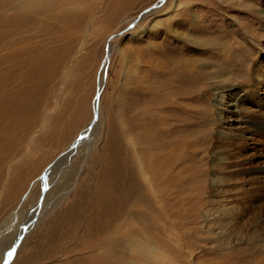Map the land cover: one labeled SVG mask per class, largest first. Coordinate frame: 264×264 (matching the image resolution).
Masks as SVG:
<instances>
[{
  "label": "rangeland",
  "instance_id": "obj_1",
  "mask_svg": "<svg viewBox=\"0 0 264 264\" xmlns=\"http://www.w3.org/2000/svg\"><path fill=\"white\" fill-rule=\"evenodd\" d=\"M157 1L0 6V264H264V0Z\"/></svg>",
  "mask_w": 264,
  "mask_h": 264
},
{
  "label": "bare ground",
  "instance_id": "obj_2",
  "mask_svg": "<svg viewBox=\"0 0 264 264\" xmlns=\"http://www.w3.org/2000/svg\"><path fill=\"white\" fill-rule=\"evenodd\" d=\"M51 1H54V0H3L2 2H1V8H4V9H7V11L8 12H6V17H7V19H6V26L7 27H9V26H11L13 23H18L19 22V20H21L24 16H26L25 14H27V12H25L23 9L25 8V7H27L28 5H30V4H34L33 6H30L31 7V10H33L32 12L33 13H38V12H40V11H42V10H44V8L46 9V5H47V3H49V2H51ZM57 1V0H56ZM160 0H158L157 1V3L159 2ZM44 6V7H43ZM244 7H245V10H246V14H247V17L249 18V20L247 21V23H245L244 25H246L245 27H249V30H247V35L250 37V38H252L253 36H250L249 35V33H252L253 35L254 34H256L254 31L256 30V29H260L259 28V26L262 28V27H264V25H261V23L262 24H264V13H262V15H258V16H256L255 15V12H256V9L252 6V5H244ZM150 10V9H149ZM146 12V11H145ZM144 12V13H145ZM25 13V14H24ZM143 14V13H142ZM142 14L140 15V17L142 16ZM245 14V15H246ZM257 18L258 17V22H257V24L259 23V26H255V29H254V26L253 25H251L252 23H251V19H253V18ZM255 18V19H256ZM260 18V19H259ZM254 19V20H255ZM262 19V20H261ZM251 20V21H250ZM253 20V21H254ZM256 22V21H255ZM22 23V22H21ZM257 27V28H256ZM246 28V29H247ZM4 29V28H3ZM17 31V30H16ZM254 32V33H253ZM7 35H9V32H7ZM12 36V35H11ZM261 37H264V33L263 34H261ZM7 39V38H6ZM11 39V38H10ZM250 42H251V40H250ZM262 43L264 44V41H262ZM259 44V43H258ZM262 44V45H263ZM231 46V45H230ZM227 47V46H226ZM238 49V48H237ZM109 50V49H108ZM230 50H232V47L230 48ZM104 61H106V59H104ZM105 63V62H104ZM244 64H246V66L244 65V67H249L250 65H249V63H246V62H243ZM242 64V63H241ZM104 65V64H103ZM252 66L253 67H257L256 66V64H252ZM103 69V68H102ZM234 70V69H233ZM235 71V70H234ZM229 72V71H228ZM230 72L232 73V70L230 69ZM249 76H251V75H249ZM264 76V75H263ZM100 84V83H99ZM99 87H100V85H99ZM98 87V88H99ZM96 108H97V117H98V101H97V106H96ZM263 125H264V123H263ZM88 129H90L89 128V126H88ZM88 131L89 130H86V127L83 129V131H81V133L78 135V136H80V135H83V134H86V133H88ZM78 139V137L73 141V144H75V143H77V140ZM73 144L71 145V147H69L68 149H67V153H69L71 150H72V148L74 147L73 146ZM151 147V146H150ZM67 153H65V155L67 154ZM64 155V156H65ZM154 156V155H153ZM167 157V156H166ZM165 157V159H167ZM65 158V157H64ZM152 159V158H151ZM162 172V171H161ZM42 176H44L43 178L45 179L46 177H45V173H43V175ZM10 252V251H9ZM8 255V254H7Z\"/></svg>",
  "mask_w": 264,
  "mask_h": 264
},
{
  "label": "water",
  "instance_id": "obj_3",
  "mask_svg": "<svg viewBox=\"0 0 264 264\" xmlns=\"http://www.w3.org/2000/svg\"><path fill=\"white\" fill-rule=\"evenodd\" d=\"M162 0H160L158 3L157 2H155V3H153V4H151V5H149V6H147L146 8H144L143 10H141L135 17H134V20L135 19H137L142 13H144L145 11H147L148 9H150V8H152V7H154V6H157L160 2H161ZM118 33V32H117ZM117 33H114V34H117ZM114 34H110L109 36H108V38H107V40H106V46H105V52H104V59H106L107 58V54H108V49H107V47H108V42H109V38L112 36V35H114ZM103 59V60H104ZM100 88L101 87H97L96 88V91H95V95H94V97H93V106H92V108H93V119L96 117V115H97V108H96V106H97V97H98V94H99V92H100ZM91 124V121L88 123V125H90ZM74 145V144H73ZM43 173V172H42ZM41 173V175H43ZM42 181H43V183H44V188H45V186H46V184H45V180H43V179H41ZM35 214V213H34ZM33 217H34V215H33ZM33 219V218H32ZM27 224V222L23 225V227H25L26 228V225ZM22 227V228H23ZM25 228H24V230H25ZM23 230V229H22ZM24 230L22 231V232H24ZM22 234V233H21ZM21 236V235H20ZM19 236V237H20ZM19 239V238H18ZM5 260H7V258L5 259Z\"/></svg>",
  "mask_w": 264,
  "mask_h": 264
},
{
  "label": "snow or ice",
  "instance_id": "obj_4",
  "mask_svg": "<svg viewBox=\"0 0 264 264\" xmlns=\"http://www.w3.org/2000/svg\"><path fill=\"white\" fill-rule=\"evenodd\" d=\"M12 257V252H8V258L11 259Z\"/></svg>",
  "mask_w": 264,
  "mask_h": 264
}]
</instances>
